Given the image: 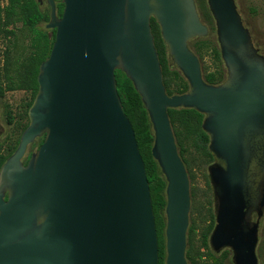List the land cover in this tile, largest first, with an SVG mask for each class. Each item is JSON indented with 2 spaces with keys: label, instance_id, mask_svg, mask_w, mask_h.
<instances>
[{
  "label": "water",
  "instance_id": "95a60500",
  "mask_svg": "<svg viewBox=\"0 0 264 264\" xmlns=\"http://www.w3.org/2000/svg\"><path fill=\"white\" fill-rule=\"evenodd\" d=\"M47 1L55 41L39 68L29 124L0 169V264H159L150 182L116 70L142 97L155 133L153 156L168 182L166 264H188L191 210L170 108L205 114L214 158L211 249H230L233 264H259L264 55L236 0H207L227 69L219 84L204 79L190 47L209 34L196 0H62L61 17L55 0ZM152 18L189 82L185 93H167ZM4 132L0 114V137ZM42 136L25 164L28 146Z\"/></svg>",
  "mask_w": 264,
  "mask_h": 264
},
{
  "label": "trees",
  "instance_id": "16d2710c",
  "mask_svg": "<svg viewBox=\"0 0 264 264\" xmlns=\"http://www.w3.org/2000/svg\"><path fill=\"white\" fill-rule=\"evenodd\" d=\"M207 1V0H206ZM205 0H196L198 10L203 21L209 27V34L206 37L196 38L190 42V47L198 55L202 63L204 79L211 84H219L227 77V69L224 66H218L209 71L205 64V55L209 51L213 53L217 61H223L221 49L216 34L215 20L207 6ZM58 8L63 12L64 3L59 1ZM50 7L45 8L38 0H6V5H1L0 0V33L5 32L7 36L15 34V26L19 22L27 28L30 36V52L17 65L14 73L6 72L5 79L0 76V97H3L7 91L26 90L31 91V99L26 105L25 115L27 121L21 125L19 137L13 144L7 146L3 152L0 144V169L5 161L17 149L21 135L29 124V108L38 92V74L41 63L49 56L53 43L55 41L54 30L47 28L50 20ZM152 30L155 36L156 46L159 51L162 70L164 73V84L169 95L182 94L189 90V82L174 64L168 48L163 41L161 30L155 18L151 21ZM9 54L6 60L9 62ZM118 82V91L121 96L124 109L130 118L139 144L140 152L144 158L148 179L150 182L153 208L156 219V226L159 240V264H166L167 259V179L162 172L158 161L154 158L152 148L155 140L153 124L149 113L145 108L141 95L135 89L131 79L122 70H116ZM169 117L174 131L176 143L182 157L189 178L193 179V173L190 168V161L186 154L198 152L202 161L211 164L214 158L209 150L210 136L203 129L202 123L205 114L193 108H170ZM8 123L14 122L12 112L5 109ZM18 122V121H17ZM19 124V123H18ZM21 124V123H20ZM42 141V139H41ZM190 150V151H189ZM192 150V151H191ZM195 191L192 189L193 210L195 207ZM212 202V200H211ZM214 204V203H213ZM192 223L187 232V251L186 258L190 264H224L229 255L230 249H225L221 253H215L210 247V235L216 224L213 208H209L206 213V227L201 232L199 243L197 236L199 228L192 212Z\"/></svg>",
  "mask_w": 264,
  "mask_h": 264
},
{
  "label": "rangeland",
  "instance_id": "374dc122",
  "mask_svg": "<svg viewBox=\"0 0 264 264\" xmlns=\"http://www.w3.org/2000/svg\"><path fill=\"white\" fill-rule=\"evenodd\" d=\"M236 2L243 20L254 30L255 35L262 46V50L264 51V0H236ZM1 5H6V0H1ZM10 27L15 29V34L7 36L5 32L0 33V76L2 79H5L6 72L9 74L14 73L18 63L30 52V36L28 29L23 27L22 23L20 22L17 25ZM215 36L217 37V34H215L214 37ZM7 53L9 54V62L6 60ZM204 59L209 71L214 70L218 66L225 67L224 61H217L211 51L205 55ZM202 63L204 65V62H201V65ZM31 96V91L14 90L7 91L3 97H0V114L2 124L5 127V132L0 137V144L2 146L3 152L6 150L8 145L13 144L19 137L21 125L27 121L25 110L27 103L31 99ZM6 107L12 112V115L15 119L11 124L8 123L6 119ZM186 157L190 161V168L194 176L193 179L190 178L191 210L189 217V227L192 223L191 217L193 212V216L195 217L199 228V234L197 236L199 243L201 232L207 225L205 221L206 213L211 207L214 210L212 190L208 178L209 164H206L202 161V158L199 156L198 152H194L193 155H190V152H188ZM192 189H194L196 194L194 202L196 207L195 210H193ZM257 255L259 264H264L263 222L260 225ZM231 259L232 255H229L224 264H232ZM188 264H190L189 261Z\"/></svg>",
  "mask_w": 264,
  "mask_h": 264
},
{
  "label": "flooded vegetation",
  "instance_id": "af4514ba",
  "mask_svg": "<svg viewBox=\"0 0 264 264\" xmlns=\"http://www.w3.org/2000/svg\"><path fill=\"white\" fill-rule=\"evenodd\" d=\"M38 1H39V2L42 4V6L45 7V8L50 7V12H51V6H50V4L48 3L47 0H38ZM59 1H62V0H55V2H56V8H57V15L61 17L62 14H63V12L60 13V11H59V8H58ZM63 9H64V8H63ZM50 19H51V13H50ZM49 21H50V20H49ZM243 21H244V20H243ZM244 24L250 29L251 34H252V37H253V41H254V43H255V46L258 48L259 52L262 53V54L264 55V51L262 50V46H261L260 42L258 41L257 36L255 35L254 30H253L249 25H247V24L245 23V21H244ZM46 25H47V24H46ZM50 29H52V28H50ZM52 30H54V32L56 33V29H52ZM44 138H45V136L39 137V138L36 139L35 142H33L32 144H30V145L28 146L27 151H26V154H25L24 159H23V161H24L25 164L28 163V161H29L31 155L39 149L40 145H41V144L43 143V141H44ZM41 139H42V141H41ZM258 219H259L258 213H257V212H254V214H253V220H258ZM262 222H263V225H264V214H263L262 217L260 218V225H261ZM259 232H260V226H259ZM231 255L233 256V253H232V252H231ZM231 263L233 264L232 259H231Z\"/></svg>",
  "mask_w": 264,
  "mask_h": 264
}]
</instances>
